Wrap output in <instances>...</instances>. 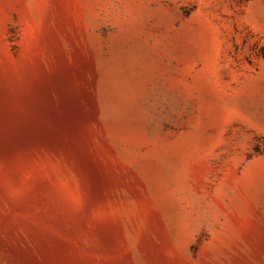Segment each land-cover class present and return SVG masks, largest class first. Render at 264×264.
Here are the masks:
<instances>
[{"label": "rangeland", "instance_id": "374dc122", "mask_svg": "<svg viewBox=\"0 0 264 264\" xmlns=\"http://www.w3.org/2000/svg\"><path fill=\"white\" fill-rule=\"evenodd\" d=\"M0 264H264V0H0Z\"/></svg>", "mask_w": 264, "mask_h": 264}]
</instances>
